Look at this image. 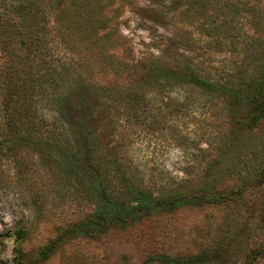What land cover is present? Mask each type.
Masks as SVG:
<instances>
[{"label": "trees", "instance_id": "obj_1", "mask_svg": "<svg viewBox=\"0 0 264 264\" xmlns=\"http://www.w3.org/2000/svg\"><path fill=\"white\" fill-rule=\"evenodd\" d=\"M110 1H52L61 7L54 12L52 30L60 43L77 53V57L59 61L56 66L44 54V22L48 21L43 13L45 0H27L24 7H19L26 13L25 18L20 16L25 31L18 34L19 48L15 44L11 48L13 43L3 37L6 33L0 25V161L10 158L20 169L21 154L33 153L48 172L73 190L78 200L93 207L82 222L61 232V239L80 235L93 238L104 228L133 223L142 215L169 212L188 203L191 183L181 180L173 186L168 180L146 184L126 165V128L130 124L147 119L161 122L167 116L181 121L195 112L192 106L205 111L203 114L212 121L222 117L249 129L264 120V48L252 56L248 48L244 67L223 77L211 76L187 63L172 66L159 56L131 65L114 53L119 42L106 15ZM158 2L171 13L175 24L193 27L199 38H205L204 45L217 53H238L240 39L250 46L264 40L262 19L256 8L244 6L245 2ZM220 12L223 19L218 21ZM244 14L251 17L248 24L255 33L248 39L239 26ZM135 72L141 76L130 77L121 85L104 83L109 76ZM190 89L197 95L191 104L185 97L171 100L173 108L169 110L162 107L166 105L165 93H186ZM244 108V113H238ZM239 150L235 148L217 172L227 169L240 175L245 171L246 184L263 186L264 149L262 155L251 158ZM200 175L193 183L194 192L204 199L206 192L215 189L217 179ZM15 234L18 239L24 238L23 230ZM55 247L54 242L44 247L41 258H49ZM21 256L18 250L13 264H23Z\"/></svg>", "mask_w": 264, "mask_h": 264}, {"label": "rangeland", "instance_id": "obj_2", "mask_svg": "<svg viewBox=\"0 0 264 264\" xmlns=\"http://www.w3.org/2000/svg\"><path fill=\"white\" fill-rule=\"evenodd\" d=\"M52 1L44 2L43 13L48 17L44 22L47 35L44 54L56 66L59 61L77 57V53L60 43L52 30L54 12L61 10L60 3ZM236 1L245 2L243 5L248 8L255 7L264 27V0ZM26 2L0 0V25L6 33L3 37L13 43L11 48L19 44L20 31L22 35L25 31L20 16L25 18L26 13L19 7ZM107 4L109 26L119 42L114 53L131 65L159 56L172 66L187 63L211 76L223 77L244 67L248 48L251 56L264 48V40L250 46L240 39L238 53H217L204 45L205 38H199L193 27L175 24L171 13L158 0H111ZM70 8L72 11L73 7ZM222 17L220 12L218 21ZM250 19L244 14L239 25L247 39L255 34L248 24ZM140 76L138 72L109 76L104 83L121 85L130 77ZM165 95L166 105L162 107L166 110L173 108V99L186 97L189 104L197 99L192 89ZM190 108L195 112L181 121L167 116L161 122L147 119L130 124L125 144L126 165L146 184L168 180L173 186L181 180L191 183L188 203L169 212L142 215L133 223L104 228L93 238L84 235L59 238L61 232L91 214V204L78 200L70 187L39 163L35 154L22 153L20 169L4 157L0 161V264H13L18 250L22 252L23 264H264V185L246 184L245 171L240 175L227 169L217 172L235 148L242 155L248 153L249 158L262 153L264 120L249 129L222 117L212 121L203 114L205 111ZM46 115L51 121V114ZM200 174L217 179L215 189L206 192L204 199L194 192L193 183ZM9 193L18 202L8 199ZM7 213L14 217L11 225L4 221ZM17 230L24 231V238L16 237ZM8 239L16 243L11 260L4 243ZM53 242L54 252L43 260L41 250Z\"/></svg>", "mask_w": 264, "mask_h": 264}, {"label": "clouds", "instance_id": "obj_3", "mask_svg": "<svg viewBox=\"0 0 264 264\" xmlns=\"http://www.w3.org/2000/svg\"><path fill=\"white\" fill-rule=\"evenodd\" d=\"M8 199L14 200V203L18 202L17 200L14 199L11 193L8 194ZM13 219L14 217L11 215V213H7L4 216L5 223H8L9 225H11V221ZM4 243L7 245V252H6L7 258L11 260L13 257L12 249L16 247V243L14 239L5 240Z\"/></svg>", "mask_w": 264, "mask_h": 264}]
</instances>
